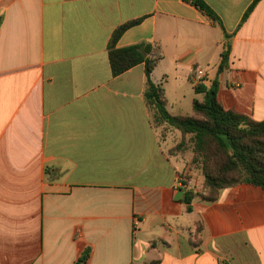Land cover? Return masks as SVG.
<instances>
[{"label": "crops", "instance_id": "1", "mask_svg": "<svg viewBox=\"0 0 264 264\" xmlns=\"http://www.w3.org/2000/svg\"><path fill=\"white\" fill-rule=\"evenodd\" d=\"M203 2L217 21L184 0H0V264H264V191L175 200L192 154L152 127L144 65L111 73L112 34L141 20L115 48H159L170 114L216 79L225 110L264 121V0Z\"/></svg>", "mask_w": 264, "mask_h": 264}, {"label": "trees", "instance_id": "2", "mask_svg": "<svg viewBox=\"0 0 264 264\" xmlns=\"http://www.w3.org/2000/svg\"><path fill=\"white\" fill-rule=\"evenodd\" d=\"M211 20L215 15L203 0H184ZM259 0H255L256 3ZM141 20L120 26L113 34L108 48V59L112 76L143 64L146 87L143 95L154 129H170L180 133V140L170 150L171 153L188 151L192 153L190 167H198L203 176L202 194L186 189L180 202L189 206L194 197L208 202L219 199L222 190L237 185H252L264 191V121H254L250 117L225 110L217 98L218 83L213 80L209 87L199 83L195 93L203 94V100H194L191 116H174L166 108L164 90L153 83L151 75L162 58L158 47L141 43L116 49L115 44L128 29L137 26ZM230 44L225 37L220 54L218 73L226 69ZM188 172L179 175L190 181ZM197 227V235L201 232ZM83 255L76 264H84Z\"/></svg>", "mask_w": 264, "mask_h": 264}, {"label": "rangeland", "instance_id": "3", "mask_svg": "<svg viewBox=\"0 0 264 264\" xmlns=\"http://www.w3.org/2000/svg\"><path fill=\"white\" fill-rule=\"evenodd\" d=\"M157 131H158V134H159V137L161 138V139H165V138H167L168 136H169V131L167 130V129H163V128H158L157 129ZM171 139H172V144H173V146H172V148L175 146V144L180 140V139H177L175 136H171ZM171 148V149H172ZM171 149H169V153H171ZM187 152H189V150L187 151H184L182 154H180V153H171V154H173V155H181V157H184L186 154H187ZM192 154V153H191ZM192 158V157H191ZM189 166H190V161H189ZM190 169L193 171V173H195V175H194V182H193V184H191V187H192V190L195 192L196 191V194H202L203 193V191H202V185H203V176H202V173H201V171H200V168H198V167H190ZM198 177H200L201 178V180H202V182L200 183V182H198V184H197V178ZM193 178V177H192ZM190 182V181H189ZM197 189H199L200 191H198Z\"/></svg>", "mask_w": 264, "mask_h": 264}, {"label": "built area", "instance_id": "4", "mask_svg": "<svg viewBox=\"0 0 264 264\" xmlns=\"http://www.w3.org/2000/svg\"><path fill=\"white\" fill-rule=\"evenodd\" d=\"M196 73H197L198 76L202 75V71L201 70H197ZM178 184H179V187L182 188L184 191L186 189H190L189 188L190 187V182H189V180H187L185 178H179Z\"/></svg>", "mask_w": 264, "mask_h": 264}, {"label": "water", "instance_id": "5", "mask_svg": "<svg viewBox=\"0 0 264 264\" xmlns=\"http://www.w3.org/2000/svg\"><path fill=\"white\" fill-rule=\"evenodd\" d=\"M184 190H181L178 195L175 197V200H179L181 195H183Z\"/></svg>", "mask_w": 264, "mask_h": 264}]
</instances>
